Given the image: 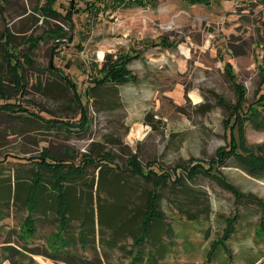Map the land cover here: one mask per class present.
<instances>
[{"label":"rangeland","instance_id":"rangeland-1","mask_svg":"<svg viewBox=\"0 0 264 264\" xmlns=\"http://www.w3.org/2000/svg\"><path fill=\"white\" fill-rule=\"evenodd\" d=\"M44 1L4 0L6 12L0 10V86L9 89L5 96L0 91V264H28L31 258L41 264L38 256L27 254L20 235L27 213L23 196L13 198L9 192L15 184L30 181L32 167L40 162L34 159L46 158L65 162L60 163L64 170H70L69 164L86 163L82 175L66 173L67 179H74L69 184L77 196L97 191L108 205L124 206H113L107 217L115 221L124 215L132 230L116 235L119 221L97 225L96 233L99 229L103 234H97L98 244L90 243L91 258L128 264L132 256V234L138 232L154 187L152 180L130 171L135 158L145 170L164 172L161 207L189 209L217 226L210 256L227 221L238 212L235 246L224 250L229 263L264 264V206L237 197L232 188L264 202V98L258 101L264 92L263 2L155 0L118 5L98 0L96 10L86 8L87 0H74L68 20L43 13ZM71 4L57 0L55 7L65 15ZM60 26V38L50 35ZM7 29L16 48L8 52V60L10 65L18 61L22 74L16 77L24 79L23 85L6 75ZM163 37L172 44L164 46ZM124 51L139 53L130 62L139 80L94 87L106 54L117 57ZM240 97L244 106L236 109L237 144L229 142L227 128ZM83 111L91 118L87 127L80 119ZM196 163L213 164L224 180L203 172L191 180L187 172ZM174 180L186 183L174 186ZM40 212L32 244L45 249L58 219L54 209ZM73 223L79 226L77 220ZM244 231L250 233L246 248L239 238ZM109 238L119 244L108 245Z\"/></svg>","mask_w":264,"mask_h":264},{"label":"trees","instance_id":"trees-1","mask_svg":"<svg viewBox=\"0 0 264 264\" xmlns=\"http://www.w3.org/2000/svg\"><path fill=\"white\" fill-rule=\"evenodd\" d=\"M3 1L4 0H0V10L1 13L4 14L7 8L5 4L2 3ZM56 1L57 0H45L44 4L40 6L41 11L55 18L63 17L65 19L71 20L74 9L70 8V6L68 12L63 15L56 9ZM97 1L98 0H87L86 8H95L96 10L100 9L96 6ZM108 1H110L111 4L118 5L125 3V0ZM154 1L155 0H135L129 3H139L142 5H146L149 2ZM187 1L194 4H209L212 0ZM260 1L264 4V0ZM58 29H56L53 34L50 33V35H54L55 37L60 38L63 35L64 30L62 26H60ZM4 36V59L7 66L6 75L7 77L8 75H11V79L15 83L20 80L21 85H23L24 79L21 76L18 78L16 77V75L22 74L21 70H19L18 61H15L14 64L11 63L10 65V62L8 60V52L14 49L16 50V48L14 47V38L8 29L5 32ZM166 39L164 37L165 41ZM166 44L170 45L171 42ZM118 54L119 55H117V57H115L114 53L112 52H108L106 54L103 64L99 67L100 74L96 79L94 78V87L105 85L109 82L120 84L127 81H136L139 79L138 74L130 67V62L135 57H138L139 53L124 51L119 52ZM226 65L231 64L230 62H228ZM227 70L228 73H230L233 81H235L238 86V82L236 81V76L233 70L230 68H228ZM72 86L73 89L75 88V90L79 94L77 85L74 81ZM8 90V88L0 86V91L2 92L3 96L8 93ZM263 98L264 92H262L260 96H258V101L261 102ZM243 106L244 100L242 97H240L238 102H236L234 112L230 117L229 128H227V133L229 134L228 140L229 142L231 141V143L238 144V141H236L237 134L235 131V126L239 115L237 111ZM87 115L88 112H82L80 119L83 123V127H87L91 121V118ZM33 161L40 162H38L39 165L35 164V166L32 167L30 181L26 184H23V186H17L15 184L12 190L9 192L13 198H20L21 196H23V202L27 209V213L25 214L20 226V235L24 239L25 249L29 252L27 254L33 256V254L35 253H42L54 259H61L67 264H101L105 259L109 260L112 264H118L117 260H112V258L110 257L105 258L102 256H97L96 258H91L89 255L90 243L94 245L100 242L99 239L101 238L100 236L99 238H97V234H99V232L101 231H99L98 229L96 233L97 225L99 228V225L103 224L104 222L109 224L110 221H112L113 223L119 221V224L115 227V232L116 235L117 233L121 235V232H123V230L125 229H130L131 231L132 224H130V221L127 218H124V215L123 217L117 218L115 221H113L111 218H108L107 215L114 205H108L101 193L97 194V191L94 193L88 191L85 192L84 195L79 194V196H77V193H75L74 189L72 188L73 186L69 184V182L74 179H67L66 173H71L73 175H82V171L86 163L69 164L68 168L70 170H64V168L62 167L64 164L60 163L65 162L49 161L47 160V158L42 161L41 159H34ZM90 161L93 160H89L88 162ZM262 165H264V162H262ZM128 167L131 172L143 176L147 180H152L154 185V187L148 192V196L142 211L141 220L138 225V232H134V234H132L133 243L135 245L134 249L131 250L132 256L130 257L128 264H161L160 258L164 257L166 245L163 242L160 243L158 241L159 239L157 238V235H155L154 232L152 233V231L154 222H158L161 220V218L164 217V211L160 206L161 192L159 190V187L164 183V181H166L167 178L163 177L164 172H159L152 167L148 170H145V167L142 165V163L135 158L130 160V165H128ZM193 167L196 168L194 170L190 169L187 172L189 175L188 177L191 180H193L199 172H203L207 175L215 176L218 179L220 178L224 180V178H222L217 171H214L213 164H211L210 166H206L204 163H196L193 164ZM48 174L50 176H48ZM168 178L171 177L168 176ZM176 181L177 180L172 181V184L174 186L186 183V181L184 180H180L178 182ZM227 183L231 185L229 182ZM232 188L236 192L235 194L237 195V197H250L264 206V202L258 199L255 195L242 193L238 189H235V187L233 186ZM3 192L4 190L0 189V202L4 200ZM114 207L116 209H120L122 207L124 210V206L122 204H115ZM1 209L2 208L0 207V213H2ZM45 209H54L57 214L58 222L57 229L51 233L50 239L47 241L48 243L46 242L45 249H40V246L38 244L36 245V243H32H34L33 240L36 237V231L38 227L37 222H41L40 220H42L38 213ZM185 213L190 217L197 215L190 212L189 209L186 208ZM76 220L78 221L79 226L73 223ZM238 220L239 213L235 212V215L232 217V219L227 221L228 223L223 230V235L219 239L220 243L221 241L225 243V241L229 237L233 236V234L236 232V224ZM111 226L112 228L114 227L112 223ZM101 233L103 234V232ZM105 241L110 246L119 244V242H117L116 244L115 238H109ZM77 244L80 246V249L77 247ZM121 247L124 248V246ZM28 264L37 263L31 258ZM251 264H254V262Z\"/></svg>","mask_w":264,"mask_h":264},{"label":"crops","instance_id":"crops-1","mask_svg":"<svg viewBox=\"0 0 264 264\" xmlns=\"http://www.w3.org/2000/svg\"><path fill=\"white\" fill-rule=\"evenodd\" d=\"M161 41H163L164 46H169V44H166L169 42L165 41L164 37ZM138 80L124 83L137 82ZM161 208L164 211V217L160 221L154 222L152 231V233L154 232L157 235L158 241L166 245L164 257L160 258L161 264H230L227 253L224 250H226V246L228 248L235 246L234 237L237 234L234 233L226 244L223 242L218 244L210 256L211 244L216 242L218 237V234H216L218 228L210 221L209 217L202 215L190 217L185 213V208L178 209L173 206ZM40 213L38 214L41 215ZM211 219H213V216ZM239 238L244 248L250 244V233L248 231H244ZM42 240L41 237L37 239L39 242ZM35 255L38 256L37 258L41 264H67L61 259H54L42 253H35ZM256 259L254 258L255 261ZM101 264L112 263L105 259Z\"/></svg>","mask_w":264,"mask_h":264},{"label":"built area","instance_id":"built-area-1","mask_svg":"<svg viewBox=\"0 0 264 264\" xmlns=\"http://www.w3.org/2000/svg\"><path fill=\"white\" fill-rule=\"evenodd\" d=\"M131 1H135V0H125V3H129Z\"/></svg>","mask_w":264,"mask_h":264},{"label":"water","instance_id":"water-1","mask_svg":"<svg viewBox=\"0 0 264 264\" xmlns=\"http://www.w3.org/2000/svg\"><path fill=\"white\" fill-rule=\"evenodd\" d=\"M73 1H74V0H72L71 8L73 7Z\"/></svg>","mask_w":264,"mask_h":264}]
</instances>
